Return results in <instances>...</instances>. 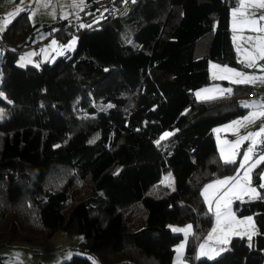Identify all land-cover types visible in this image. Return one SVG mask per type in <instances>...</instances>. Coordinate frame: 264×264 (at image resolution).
<instances>
[{"label":"trees","instance_id":"1","mask_svg":"<svg viewBox=\"0 0 264 264\" xmlns=\"http://www.w3.org/2000/svg\"><path fill=\"white\" fill-rule=\"evenodd\" d=\"M84 2L76 18L43 26L61 42L77 36L73 52L52 63L16 64L40 27L28 10L0 37V247L36 251L63 229L81 234V251L100 264H172L183 235L170 224L190 222L184 257L192 264H264V187L234 203L255 221L249 241L234 236L214 259L193 255L212 222L202 185L236 170L219 159L212 129L241 114V98L254 90L191 94L210 82V61L244 68L229 29L236 1ZM166 172L173 191L161 183ZM52 264L93 261L73 254Z\"/></svg>","mask_w":264,"mask_h":264},{"label":"rangeland","instance_id":"2","mask_svg":"<svg viewBox=\"0 0 264 264\" xmlns=\"http://www.w3.org/2000/svg\"><path fill=\"white\" fill-rule=\"evenodd\" d=\"M84 4V0L82 4L80 3V0H0V6L3 12L2 15H0L1 38L4 32V20L7 19V21H12L15 16H18L24 10H28L31 24L36 25L38 22L44 23L45 21L46 23H54L59 17L76 18L80 14V10L83 9ZM18 6H20V10L15 12L10 19L8 17V13L14 11ZM9 24L10 23H8V25ZM51 34L50 28H43V25L41 24V26L33 32L32 40L31 38H28V40L31 41L29 48L27 47L26 50H22L17 53L16 64L21 67H24L25 65L39 66L40 58L38 56H41V59H44L42 62L47 60L49 63H52L58 56L64 54L67 55L73 52L77 43L76 35H72L66 41L61 42L56 41L57 39H55L54 36H50ZM17 36L20 37L21 35L17 33ZM207 42L208 39L205 38L199 43V45L205 47L208 44ZM55 50L57 51L55 52L57 54H55L52 58L47 59L50 56V51ZM4 52L5 50L3 46L0 47V75ZM31 61H37V64H33ZM211 75L214 79H220V77L227 78V74L217 68L212 70ZM223 86L226 87L224 84ZM203 89L207 90L205 87ZM226 89H228V87H226ZM0 110H2V108H0ZM3 118L1 120H3ZM165 133L169 132H164L162 136ZM234 174V178H238V181L234 180L231 182V179H229L225 183L219 184L217 183L218 181H223L220 179L210 182L209 186L211 192L213 193L211 195H208V187H206L208 185L204 187L205 198H203V200L209 210V213L211 214L212 222L206 233L203 234V236L200 237L195 244L193 255L196 259L200 256L199 246L201 244H205V251L210 252V254L216 258L228 249L229 243L234 236L246 237L249 241L257 230L253 216H238L234 210V203L237 200L235 197L237 194L245 193V195H249L248 193L252 188V196H254L255 189L253 182H248V180L244 178L243 175H240L236 170ZM161 183L167 186L170 191H173L175 188L174 178L171 172H166L162 175ZM246 185H249V187L244 188ZM226 187L229 188L227 189ZM253 199L254 198H243V200ZM217 210L221 213L219 223H217ZM188 225L192 226L190 222H186L183 224L173 223L170 224V227L173 231V228L184 229ZM214 229L215 231H213ZM174 233H181L183 235V239L175 246L172 264H192L190 260H187L184 257V254L188 239L193 233V226L187 237H185L183 232ZM210 233L212 234L211 239H209ZM82 239V235L75 231L68 232L63 229H58L47 239L46 243L43 246H39L36 251L30 248L3 246L0 247V254L4 255V264L59 263L69 259L73 254H84L92 261L94 260L95 264H100L92 255L81 251L80 243ZM225 240L226 242H224ZM181 243H184V247L181 249L180 258L178 260L176 248L181 245ZM221 249H223V251H221ZM216 253H219V255H216ZM16 254L19 255L17 256Z\"/></svg>","mask_w":264,"mask_h":264},{"label":"crops","instance_id":"3","mask_svg":"<svg viewBox=\"0 0 264 264\" xmlns=\"http://www.w3.org/2000/svg\"><path fill=\"white\" fill-rule=\"evenodd\" d=\"M235 1L236 3L234 7H232L230 10L229 29H230L232 45L234 48L235 58L238 61V63L241 64L244 68H237L230 66L228 64L219 63L216 61H210L208 64L210 82L207 85H204L202 87H199L191 91L192 97L195 100H204V99H212L221 96H227L228 92H230L227 90L229 89L232 90V85L237 84L234 83V81L236 79H240L241 77H237L234 72L226 71L225 69H232V70L235 69L236 72L244 73L246 76L264 77V59L256 58L260 55L259 49L261 48V46H264V31H260V29H264V20L258 19L259 17L264 16V8H259L256 6V4L259 3V0H245V6L248 15L241 16L239 15L238 12L234 20L233 11L238 10L240 8L239 0H235ZM18 10H20V6H18L14 11L9 12L8 17L11 19L12 18L11 16H13L15 12H18ZM2 13H3L2 8L0 6V15H2ZM16 17L17 16L13 18L11 23L14 21ZM63 18H68V17H63ZM63 18L59 17L57 18V21ZM28 19L31 24L29 14H28ZM251 19H257L258 20L257 24L253 25L251 23L242 22L244 20H251ZM6 21L7 19L4 20V25ZM57 21H55L54 23H49V22L46 23V21L44 23L38 22L37 24H39L40 26L41 24L45 26V25L55 24ZM9 25L7 24V26L4 27V31L8 28ZM54 29L55 27H52L50 29L52 33L50 36H54L53 35L54 34L53 32L55 31ZM20 34L22 35V32H20ZM0 37H1V33H0ZM206 51H207V45L205 47L203 46H199V48L196 47L195 55L196 57L202 56L203 54L206 53ZM55 52L57 51L56 50L50 51V56L47 59H50L55 54H57ZM38 57L40 58L39 62L41 64V62L44 61V59H41V56ZM253 59H255V66L251 68L247 67V64ZM36 62H32V63L37 64ZM45 62H49V61L46 60ZM34 66H38V65H34ZM215 68H217L218 70H222L223 73H226L227 78L225 79L212 78L211 72ZM223 84L226 87H228V89H226V87H224ZM242 84H246L249 88L254 89L256 91H260L264 89V80L261 79H256L253 82L242 83ZM204 87L207 90H204L203 89ZM197 93H200V96H197ZM245 102L247 103L248 106H245ZM240 107L243 108L241 114L236 115L235 117L214 126L212 129V134L216 141L219 159L225 163L236 162V171H238L240 175H243L244 178L248 180V182L249 181L253 182L255 189L254 196H252L253 192L251 188L250 192L248 193L249 195H245V193L244 194L240 193L237 194L235 198L237 200H243V198L256 199L261 196V189H262L261 185H264V161H261L259 159L261 156L254 157L252 154L254 147L258 143L260 135L253 137L250 134L260 132L261 126L264 125V115H260V113H264V102L262 101L260 96H254V97L243 96L240 100ZM250 114H255V118L251 122L242 120V118L248 117ZM236 121H242L243 126H239L238 124L233 123ZM242 137H248V139H242ZM253 140H255V143H253ZM237 141H240L239 144L236 143ZM249 148H252V151L249 154V158L245 159L244 154L248 152ZM229 157L231 158L230 162H226V158ZM253 165L255 166L253 167ZM234 175L235 174L233 173L231 175L218 177L205 182L201 188L203 198H205L204 187L206 185L209 186L210 182H214L220 179H222L223 181H228L229 180L228 178L231 179L230 180L231 182L234 180L238 181V178H234ZM245 187H249V185L244 186V188ZM226 188L228 189L229 187ZM207 189L209 192L208 195L213 194L211 192L210 187H208Z\"/></svg>","mask_w":264,"mask_h":264},{"label":"snow or ice","instance_id":"4","mask_svg":"<svg viewBox=\"0 0 264 264\" xmlns=\"http://www.w3.org/2000/svg\"><path fill=\"white\" fill-rule=\"evenodd\" d=\"M80 3L82 4L83 3V0H80ZM239 3H240V8L238 10H234L233 11V17H234V20L239 12V15L241 16H247L248 13L246 11V6H245V0H239ZM78 6V5H76ZM257 7L259 8H264V0H259V3L256 4ZM259 20H264V16H261L258 18ZM243 23H251L253 25L257 24L258 20L257 19H251V20H244L242 21ZM8 23H11V21H6L4 27L7 26ZM260 31H264V29H260ZM259 52H260V55L258 57H256L257 59H264V46H261V48L259 49ZM255 66V59L251 60L248 64H247V67L251 68V67H254ZM226 71H231V72H234L235 75L237 77H241L240 79H236L234 81V83H237V84H242V83H250V82H253L255 81L256 79H261V80H264V77H253V76H246L244 73H241V72H236L235 70H232V69H225ZM221 79H225L226 77H220ZM227 91H231L230 89L227 90ZM3 94L0 93V96H2ZM197 96H200V93H197ZM245 106H248L247 103L245 102ZM260 115H264V113H260ZM0 118H3V112L2 110H0ZM255 118V114H250L248 117H244L242 118L243 121H249L251 122L253 119ZM234 124H238L239 126H243V123L242 121H236V122H233ZM260 132H264V125L261 126L260 128ZM260 132H257V133H253V134H250L251 136L255 137V136H259L260 135ZM171 135V133H165L163 136H161V140L165 139L167 136ZM242 139H248V137H242ZM240 141H237L236 143L239 144ZM157 143H159V141H157ZM253 143H255V140H253ZM252 151V148H249L248 149V152H246L244 155H245V159H248L249 158V154L251 153ZM261 161H264V156H261L259 158ZM231 158H226V162H230ZM259 162V161H258ZM255 165H253L254 167ZM230 179V178H228ZM226 181H218L217 183L219 184H223L225 183ZM206 187H210V186H206ZM261 187H264V185H261ZM254 191V189H253ZM217 223H219L220 221V217H221V213L219 210H217ZM248 219H251V218H248ZM191 228L192 226L191 225H188L186 226L184 229H179V228H173V231L174 232H183L185 237L188 236L189 232L191 231ZM215 231V229L213 230ZM211 236L212 234L210 233L209 234V239H211ZM226 242V240L224 241ZM184 247V243H181V245H179L177 248H176V252H177V259L179 260L180 258V253H181V249ZM200 253L199 255L202 256V257H207L208 259H214V256L210 254V252H206L205 251V244H201L200 246ZM221 251H223V249H221ZM17 256L19 254H16ZM216 255H219V253H216ZM93 264H95V261L93 260Z\"/></svg>","mask_w":264,"mask_h":264},{"label":"built area","instance_id":"5","mask_svg":"<svg viewBox=\"0 0 264 264\" xmlns=\"http://www.w3.org/2000/svg\"><path fill=\"white\" fill-rule=\"evenodd\" d=\"M117 14H118V12H116V11L109 12V16L112 18L118 16ZM0 43H1V38H0ZM230 95H233V93H230ZM249 96L250 97L260 96V98L264 102V89L260 90V91L252 90L249 93ZM252 154L254 157L264 156V132H261L258 143L254 147Z\"/></svg>","mask_w":264,"mask_h":264}]
</instances>
